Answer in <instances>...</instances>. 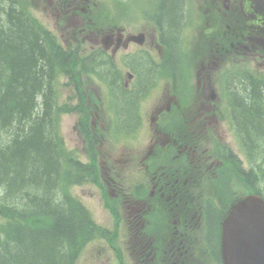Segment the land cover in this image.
<instances>
[{
	"label": "flooded vegetation",
	"instance_id": "obj_1",
	"mask_svg": "<svg viewBox=\"0 0 264 264\" xmlns=\"http://www.w3.org/2000/svg\"><path fill=\"white\" fill-rule=\"evenodd\" d=\"M178 4L173 9L177 16L170 15L166 7H158L154 13H139L142 28L137 34L143 36L139 41L132 37L134 34L123 35L118 24L108 28L114 34L110 40L122 48L120 59L124 61L125 73L121 68L123 76L118 75L121 61L115 65L116 50H105L104 55H110L111 60L104 62L106 95L90 109L88 122L84 121L91 132L88 143L99 149L97 166H90L91 155H95L92 152L87 153V161L80 162L87 165L84 169L89 167L106 180L108 195L119 202H146L139 198L150 189L149 211L173 222L175 238L166 241L162 261L202 264L201 252L191 247L193 233L180 224L199 222L188 214L192 213V206H199L203 177L217 175L218 167L225 172V165L217 157L218 142L224 139L218 127L220 105L207 101L221 66L215 54L219 44L217 29L220 25L226 32L233 94L236 54H242L249 69L253 64L254 72L245 74L248 85L250 78L264 75V0H179ZM236 27L238 39H234ZM185 45L198 48V54H171L176 47ZM201 47L203 55L199 52ZM188 67L193 69L191 78ZM112 69L116 73H110ZM190 88L198 94L194 103L183 98ZM176 91L180 94L177 97ZM142 108L147 110L145 114ZM96 127L110 134L114 127V142L112 137L106 139L98 134ZM80 139L87 152L85 139ZM104 144L107 147L102 152L99 145ZM126 174L146 180L148 188L140 186L139 195L126 198L117 184L113 185L115 177L118 181ZM190 189L198 191V198L188 194ZM207 252L221 264L216 247H208Z\"/></svg>",
	"mask_w": 264,
	"mask_h": 264
},
{
	"label": "trees",
	"instance_id": "obj_2",
	"mask_svg": "<svg viewBox=\"0 0 264 264\" xmlns=\"http://www.w3.org/2000/svg\"><path fill=\"white\" fill-rule=\"evenodd\" d=\"M166 2L168 13L177 16L179 0ZM66 57L17 0H0V264H59L68 249L77 253L99 232L58 186L53 79L70 67ZM263 91L261 80L238 83L233 104L250 159L245 191L262 195Z\"/></svg>",
	"mask_w": 264,
	"mask_h": 264
},
{
	"label": "rangeland",
	"instance_id": "obj_3",
	"mask_svg": "<svg viewBox=\"0 0 264 264\" xmlns=\"http://www.w3.org/2000/svg\"><path fill=\"white\" fill-rule=\"evenodd\" d=\"M20 1L26 4L29 0H20ZM40 1L42 0H39V3ZM154 3H157L158 5L160 4L165 5L167 2L166 0H151L152 7H154ZM38 6L40 7L39 10L35 8L33 9L30 8L31 13L33 15L35 14L38 17L37 19L41 23L42 21H46V22L53 24L55 22V17H52L50 15L47 17V12L49 10L44 9L46 4L42 2ZM107 6H111V5L107 4L106 2H103V8ZM139 6L143 7V4H139ZM43 13L45 14V17L43 16ZM52 14L55 15V12H53ZM49 28L52 29L53 31H57L50 24H49ZM55 33H59V32H55ZM90 89L94 90L93 91L94 94H96L97 92H99L100 94L102 93V88L96 81H94ZM75 92H76L75 88L68 87V86L63 87V85L61 84V86L59 87L58 94H57V102L59 104H63L71 100V105H72L73 102L75 101L74 99ZM77 120H78V116L75 112H72V113L70 112L69 114L63 113L59 116L57 120V127L59 129V134L63 139L62 144L65 146L66 153L68 154V156H74V158L77 159L79 162L80 161L85 162L89 158H88L87 152H85V148L80 139L83 137L80 135L82 131H78L79 130L78 124L80 123L77 122ZM222 129L225 130L227 129V127L223 125L220 127L219 130H222ZM224 132H225V137H226L224 141L228 143L229 145H232L234 152L238 154L240 157H242V152H241L240 147L237 146L235 142L234 144L231 142L230 133L228 131H224ZM222 133L223 132H221V134ZM86 146L89 147L88 145ZM106 147H107V144H105L103 147L99 145L100 151L102 152L106 150ZM98 150L99 149H96V151ZM88 152H91L90 149L88 150ZM92 152H93V149H92ZM96 155L97 154L95 153V157ZM90 177L93 181V184L89 183V181L87 180V182L84 183L83 185L75 187V193L78 194L79 197H84L82 201L89 208V211L91 212L90 214L94 217V219L98 223L112 225L113 224L112 216H111L112 213L108 206L103 205L102 190L99 187V185L102 186V184H104V179L100 175L98 176L94 175L93 172L90 173ZM92 193L95 196L91 197L90 195H92ZM99 196H102V197L99 198ZM214 219L215 217L213 218V220ZM98 254H99V251L96 249L95 244L92 243L82 251L76 264H112L111 259L107 257L108 255H105L104 258H100Z\"/></svg>",
	"mask_w": 264,
	"mask_h": 264
},
{
	"label": "water",
	"instance_id": "obj_4",
	"mask_svg": "<svg viewBox=\"0 0 264 264\" xmlns=\"http://www.w3.org/2000/svg\"><path fill=\"white\" fill-rule=\"evenodd\" d=\"M221 225L225 264H264V199L257 194L236 198Z\"/></svg>",
	"mask_w": 264,
	"mask_h": 264
},
{
	"label": "bare ground",
	"instance_id": "obj_5",
	"mask_svg": "<svg viewBox=\"0 0 264 264\" xmlns=\"http://www.w3.org/2000/svg\"><path fill=\"white\" fill-rule=\"evenodd\" d=\"M15 38V37H14ZM3 128V127H2ZM15 176V175H14ZM21 189V188H20Z\"/></svg>",
	"mask_w": 264,
	"mask_h": 264
}]
</instances>
